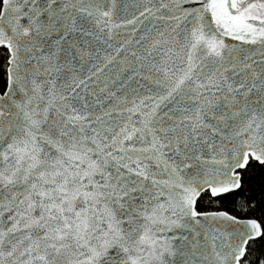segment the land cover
I'll list each match as a JSON object with an SVG mask.
<instances>
[{
  "label": "snow or ice",
  "instance_id": "snow-or-ice-1",
  "mask_svg": "<svg viewBox=\"0 0 264 264\" xmlns=\"http://www.w3.org/2000/svg\"><path fill=\"white\" fill-rule=\"evenodd\" d=\"M0 68V264H264V0H0Z\"/></svg>",
  "mask_w": 264,
  "mask_h": 264
},
{
  "label": "trees",
  "instance_id": "trees-1",
  "mask_svg": "<svg viewBox=\"0 0 264 264\" xmlns=\"http://www.w3.org/2000/svg\"><path fill=\"white\" fill-rule=\"evenodd\" d=\"M3 75V69L0 68V77ZM254 186L257 188V191L259 190V180H256L253 182ZM229 199L223 200L220 204H207L206 202V207H211V208H223L224 210H229L232 212H236L240 204L243 203L245 196L243 194L237 195V194H229Z\"/></svg>",
  "mask_w": 264,
  "mask_h": 264
}]
</instances>
